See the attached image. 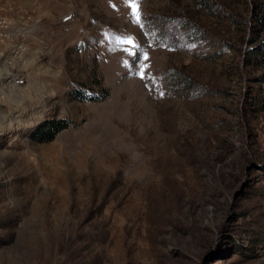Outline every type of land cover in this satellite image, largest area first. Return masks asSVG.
I'll return each mask as SVG.
<instances>
[{
	"label": "rangeland",
	"instance_id": "obj_1",
	"mask_svg": "<svg viewBox=\"0 0 264 264\" xmlns=\"http://www.w3.org/2000/svg\"><path fill=\"white\" fill-rule=\"evenodd\" d=\"M259 1L0 0V264H264Z\"/></svg>",
	"mask_w": 264,
	"mask_h": 264
},
{
	"label": "trees",
	"instance_id": "obj_2",
	"mask_svg": "<svg viewBox=\"0 0 264 264\" xmlns=\"http://www.w3.org/2000/svg\"><path fill=\"white\" fill-rule=\"evenodd\" d=\"M255 11L252 18L256 23L264 28V0H260L255 4ZM255 58L264 57V39L259 40L254 52ZM101 94L87 95L83 90H78L77 98L89 101H102L108 96V92L105 89H101ZM85 93V94H84ZM69 125L66 119H52L41 124L35 131V140L41 143L52 141L55 136L66 129Z\"/></svg>",
	"mask_w": 264,
	"mask_h": 264
},
{
	"label": "snow or ice",
	"instance_id": "obj_3",
	"mask_svg": "<svg viewBox=\"0 0 264 264\" xmlns=\"http://www.w3.org/2000/svg\"><path fill=\"white\" fill-rule=\"evenodd\" d=\"M130 7L132 8V11H133V16H134V19L137 23H140L141 21V16H140V12H139V9H138V4L135 3V2H131L130 0ZM119 42L121 43H127V44H130L132 45L133 47H135V43L133 42V40L131 38H128L126 40H120ZM131 55H136V53H130ZM127 63V62H126Z\"/></svg>",
	"mask_w": 264,
	"mask_h": 264
}]
</instances>
